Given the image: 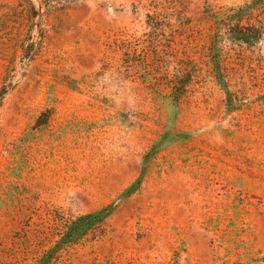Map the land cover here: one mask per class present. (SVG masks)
I'll return each mask as SVG.
<instances>
[{"label":"rangeland","instance_id":"374dc122","mask_svg":"<svg viewBox=\"0 0 264 264\" xmlns=\"http://www.w3.org/2000/svg\"><path fill=\"white\" fill-rule=\"evenodd\" d=\"M247 1L0 0V264H264Z\"/></svg>","mask_w":264,"mask_h":264},{"label":"trees","instance_id":"16d2710c","mask_svg":"<svg viewBox=\"0 0 264 264\" xmlns=\"http://www.w3.org/2000/svg\"><path fill=\"white\" fill-rule=\"evenodd\" d=\"M264 0H249L242 5L232 9L229 17L231 18L230 33L233 39L246 42L255 43L259 40V36L262 32L261 22L255 19L253 16L254 11H257L263 6ZM235 22V24L233 23ZM244 22V23H243ZM138 181L131 185L128 190H132L136 187ZM110 212V207H106L100 210H96L91 213H86L76 217L70 222L66 231L62 234L59 242L70 243L78 239L88 229L102 221ZM48 256H45L40 261V264H44Z\"/></svg>","mask_w":264,"mask_h":264}]
</instances>
